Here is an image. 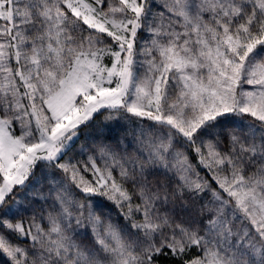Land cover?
I'll list each match as a JSON object with an SVG mask.
<instances>
[{"label":"snow or ice","instance_id":"obj_1","mask_svg":"<svg viewBox=\"0 0 264 264\" xmlns=\"http://www.w3.org/2000/svg\"><path fill=\"white\" fill-rule=\"evenodd\" d=\"M0 264H264V0H0Z\"/></svg>","mask_w":264,"mask_h":264}]
</instances>
